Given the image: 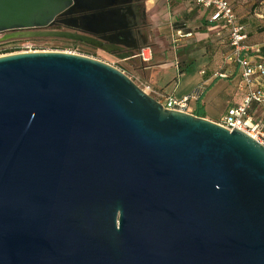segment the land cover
I'll return each mask as SVG.
<instances>
[{
    "label": "water",
    "instance_id": "1",
    "mask_svg": "<svg viewBox=\"0 0 264 264\" xmlns=\"http://www.w3.org/2000/svg\"><path fill=\"white\" fill-rule=\"evenodd\" d=\"M130 3L0 0V33L133 58ZM0 264H264V145L101 60L0 55Z\"/></svg>",
    "mask_w": 264,
    "mask_h": 264
},
{
    "label": "crops",
    "instance_id": "2",
    "mask_svg": "<svg viewBox=\"0 0 264 264\" xmlns=\"http://www.w3.org/2000/svg\"><path fill=\"white\" fill-rule=\"evenodd\" d=\"M228 1L234 7L241 21L235 4L232 0ZM142 8L145 24L142 38H144L143 45L146 47L143 48L149 49L151 41L154 40L156 49L150 51L149 61L141 62L137 67V76L152 86L155 90L153 96L157 100L162 102L169 95L178 99L189 96V103L194 106L193 100L198 101L200 104L207 100L211 104L213 101L216 102L217 99L223 101V93L218 91L226 82L239 89L241 69L237 64L228 62L225 59L232 50L227 28L222 23H211L209 21L211 9L199 6L195 0H142ZM250 21L254 22V18H251ZM182 22H184L186 26L184 29L187 31L180 30L184 34L191 33V35L176 36L178 30L176 26ZM244 24L249 34L247 44L249 46L262 45L263 43L250 42L251 30L247 22L244 21ZM194 55L201 56L206 63V67H202L199 71L201 80L197 82L194 92L193 90L191 92L180 91V86H176L175 89L168 92L164 87L157 85L159 75L170 67H175L181 77L187 76L184 72H187L186 68L195 60ZM137 57L139 56L136 55L133 58L137 59ZM139 59L141 58L139 57ZM216 73H224L227 77H219ZM220 79H223L224 82L218 83ZM208 90L212 92H209L207 96L206 92ZM244 93L243 91L240 100L234 104L242 101ZM257 110L264 112V106L258 107ZM192 112L193 114L202 112L204 116L207 114L205 109L201 111L200 107L196 106L195 112Z\"/></svg>",
    "mask_w": 264,
    "mask_h": 264
},
{
    "label": "rangeland",
    "instance_id": "3",
    "mask_svg": "<svg viewBox=\"0 0 264 264\" xmlns=\"http://www.w3.org/2000/svg\"><path fill=\"white\" fill-rule=\"evenodd\" d=\"M233 4H235V8L237 10L238 15L241 17L245 23L249 24V29L251 30V43L262 44L259 45L264 47V0H232ZM251 18H254V22L250 21ZM186 26L184 22L178 23L177 29H184ZM181 30V31H182ZM184 32L187 30H183ZM182 31V32H183ZM183 32V33H184ZM5 33H0V55L15 53V52H26V51H63L74 54H79L91 58H95L101 60L103 62L109 63L129 74L138 84H148L142 81L137 76L138 66L143 61L136 58H128L123 59L118 57L116 54L112 52H108L104 49L80 43L73 44L69 42L68 39L63 38H53V37H36L26 38V37H16L4 40ZM151 46L146 50V53L150 56V51H154L156 49V44L154 40L151 41ZM153 44V46H152ZM145 47V46H144ZM146 48V47H145ZM5 50H14L11 52H5ZM195 60H193V64L191 63L186 69L187 76L181 77L178 70L175 67L167 68L163 71V74H160L158 77L157 85L164 87L168 92H171L173 89L180 86V91L191 92L197 85V82L200 79L199 71L202 67H206L205 60H202V57L198 55H194ZM142 60V61H141ZM140 61V62H139ZM183 74V75H184ZM189 74V75H188ZM224 82L223 79H220L218 83ZM223 84V83H222ZM150 85V84H149ZM225 85V86H224ZM222 85L221 89H219L221 93H223V101L221 99H217L216 102L213 101L211 104L209 102L203 101L201 104L198 101L193 100L196 107H200L201 111L203 109L206 110V118L218 122L220 121L222 115L226 112L227 108L240 100L243 95V90L238 87H234L230 83ZM224 86V87H223ZM207 91L206 95H209ZM180 93V92H179ZM219 93V94H220ZM154 94V93H153ZM152 95V94H151ZM153 96V95H152ZM205 100V98H204ZM189 105V110L195 112V106L192 104ZM191 107V108H190Z\"/></svg>",
    "mask_w": 264,
    "mask_h": 264
},
{
    "label": "built area",
    "instance_id": "4",
    "mask_svg": "<svg viewBox=\"0 0 264 264\" xmlns=\"http://www.w3.org/2000/svg\"><path fill=\"white\" fill-rule=\"evenodd\" d=\"M195 1L199 6L212 10L209 18L211 23H222L227 28L232 50L225 59L237 64L241 69L240 88L245 92L242 101L229 106L217 123L230 130L240 129L264 145V112L257 110L258 107L264 106V59L260 56L261 47L247 44L248 33L245 25L240 22L228 0ZM189 35L191 33L184 34L180 29L176 31V36L179 37ZM146 50L143 48L137 56L147 62L150 56ZM216 75L222 78L227 77L224 73H216ZM138 85L150 95L155 92L149 84ZM189 100V96L178 99L169 95L160 102L167 108L193 114L188 109Z\"/></svg>",
    "mask_w": 264,
    "mask_h": 264
},
{
    "label": "flooded vegetation",
    "instance_id": "5",
    "mask_svg": "<svg viewBox=\"0 0 264 264\" xmlns=\"http://www.w3.org/2000/svg\"><path fill=\"white\" fill-rule=\"evenodd\" d=\"M122 6V5H121ZM123 12H126L127 15L134 14L137 17V25L132 27V33L136 37V43H132L129 41L131 45H135L137 47L143 46L144 44V38H142V34L144 33L145 24H144V14H143V8H142V0H131V3L129 6L126 4L121 7ZM129 13V14H128ZM79 15H60L55 19L53 28L55 29H70L71 26L69 24H72L74 26V29L76 26H82V22L79 20H73L72 18L78 17ZM94 28V27H91ZM97 29V28H96ZM104 35V34H103ZM109 35V34H105ZM123 41H126V39L122 38ZM128 41V40H127ZM107 47V46H106ZM128 48L124 47L121 51H116V53L121 54V52H124Z\"/></svg>",
    "mask_w": 264,
    "mask_h": 264
},
{
    "label": "trees",
    "instance_id": "6",
    "mask_svg": "<svg viewBox=\"0 0 264 264\" xmlns=\"http://www.w3.org/2000/svg\"><path fill=\"white\" fill-rule=\"evenodd\" d=\"M231 6H232V4H231ZM232 8H233L234 12L236 13V11H235L233 6H232ZM240 22L244 24V21L241 20ZM245 28H246V25H245ZM248 36H249V34H248ZM33 39H35V38H33ZM69 42H72L75 45L78 44V42L73 41V40H69ZM11 51H14V50H5V52H2V53L11 52ZM260 56L264 59V47H261ZM196 115L205 117L202 112L201 113H197Z\"/></svg>",
    "mask_w": 264,
    "mask_h": 264
}]
</instances>
